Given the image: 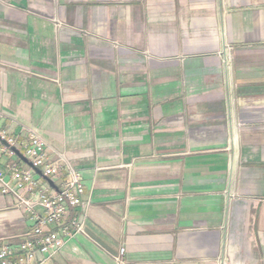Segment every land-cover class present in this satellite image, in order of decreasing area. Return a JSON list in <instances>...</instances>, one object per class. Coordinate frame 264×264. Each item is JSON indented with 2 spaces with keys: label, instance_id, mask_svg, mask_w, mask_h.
Returning a JSON list of instances; mask_svg holds the SVG:
<instances>
[{
  "label": "crops",
  "instance_id": "obj_1",
  "mask_svg": "<svg viewBox=\"0 0 264 264\" xmlns=\"http://www.w3.org/2000/svg\"><path fill=\"white\" fill-rule=\"evenodd\" d=\"M1 132L84 186L22 264H264V0H0ZM31 230L0 193V242Z\"/></svg>",
  "mask_w": 264,
  "mask_h": 264
},
{
  "label": "built area",
  "instance_id": "obj_2",
  "mask_svg": "<svg viewBox=\"0 0 264 264\" xmlns=\"http://www.w3.org/2000/svg\"><path fill=\"white\" fill-rule=\"evenodd\" d=\"M0 142L10 158L6 172L0 173V193L13 196L32 223V230L17 242H0V264H22L37 254L43 259L51 258L67 241L84 233L82 223L76 218L67 220L70 212L83 203L81 174L61 156L52 160L47 145L38 136L21 143L1 132ZM17 149L27 159L29 169H21L14 161ZM64 168L66 180L57 189H51L45 180L57 177ZM123 253L124 249L120 248L113 258L115 264H122Z\"/></svg>",
  "mask_w": 264,
  "mask_h": 264
},
{
  "label": "water",
  "instance_id": "obj_3",
  "mask_svg": "<svg viewBox=\"0 0 264 264\" xmlns=\"http://www.w3.org/2000/svg\"><path fill=\"white\" fill-rule=\"evenodd\" d=\"M48 182H49V180H48Z\"/></svg>",
  "mask_w": 264,
  "mask_h": 264
}]
</instances>
